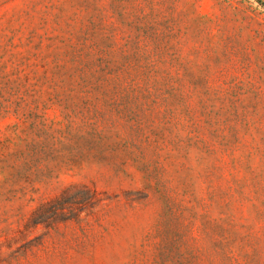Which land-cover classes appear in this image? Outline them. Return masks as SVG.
<instances>
[{
	"label": "rangeland",
	"instance_id": "1",
	"mask_svg": "<svg viewBox=\"0 0 264 264\" xmlns=\"http://www.w3.org/2000/svg\"><path fill=\"white\" fill-rule=\"evenodd\" d=\"M147 2V13L169 5ZM175 2L191 25L182 69L139 79L149 51L109 50L120 72L107 92L83 97L66 83L85 138L52 176L11 189L0 174V264H264V131L247 109L264 66V0ZM108 3L0 0V42L73 15L105 17L104 32L119 33ZM192 49L198 65L225 69L209 94ZM47 117L63 120L57 107ZM15 122L0 121L1 145L20 134Z\"/></svg>",
	"mask_w": 264,
	"mask_h": 264
},
{
	"label": "trees",
	"instance_id": "2",
	"mask_svg": "<svg viewBox=\"0 0 264 264\" xmlns=\"http://www.w3.org/2000/svg\"><path fill=\"white\" fill-rule=\"evenodd\" d=\"M147 1L108 0L109 19L114 21L119 33L104 32L105 17L73 15L66 20L55 19L50 31L43 34L35 30L21 37L19 31H14L5 43L0 42V121L14 118L13 127L20 130L14 141L0 144V174L8 187L24 189L50 178L58 167L52 168L53 163L63 162L69 142L78 143L85 138L81 128L75 126L73 119L77 115L70 111L72 97H64L62 92L66 83H76L78 95L83 97L100 94L103 87L107 92L105 87H109L113 74L120 72L111 69L113 58L109 50L120 47L149 51L145 58L150 63L149 70L141 72L139 79L142 75L150 80L159 77L161 67L182 69L186 39L191 37L190 23L181 13L177 14V0H164L161 5L169 4L164 12L152 9L149 13ZM190 15L191 22L199 20L192 12ZM40 26L49 25L41 20ZM191 51L188 58L194 57L199 68L198 88L206 85L209 94L208 85L221 77L225 69L213 64L198 65V52ZM233 69L246 72L249 67ZM254 87V100L247 109L252 108L253 114L260 116L251 125H258L264 131V66L259 67ZM54 107L61 109L62 121L47 117ZM244 122L250 125L247 112ZM89 129L93 135L94 129L91 126Z\"/></svg>",
	"mask_w": 264,
	"mask_h": 264
}]
</instances>
